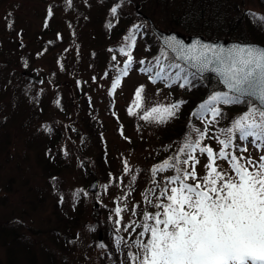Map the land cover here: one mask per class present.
<instances>
[{
	"label": "rangeland",
	"instance_id": "374dc122",
	"mask_svg": "<svg viewBox=\"0 0 264 264\" xmlns=\"http://www.w3.org/2000/svg\"><path fill=\"white\" fill-rule=\"evenodd\" d=\"M141 1L150 13L138 10ZM244 1L264 18L256 0ZM145 16L162 30L188 34L157 0H0V264H132L135 241L150 235L140 236L143 225L154 223L144 214L162 211L154 205L166 203L160 194L176 175L168 169L153 176L154 166L175 156L187 136L197 139L193 129H207L202 146L219 151L216 138L226 139L233 121L249 111L247 101L216 103L215 119L199 110L225 91L211 78L183 83ZM133 35L134 44L126 39ZM126 53L133 59L122 75ZM161 66L170 76L154 82ZM175 78L179 83L169 86ZM178 102L165 123L141 118ZM225 151L253 160L264 155L238 131ZM195 155L203 177L207 157ZM217 163L231 171L229 161ZM94 178L98 190L89 193Z\"/></svg>",
	"mask_w": 264,
	"mask_h": 264
},
{
	"label": "snow or ice",
	"instance_id": "6c2138e0",
	"mask_svg": "<svg viewBox=\"0 0 264 264\" xmlns=\"http://www.w3.org/2000/svg\"><path fill=\"white\" fill-rule=\"evenodd\" d=\"M111 11L115 14L117 8ZM126 39L132 44L135 42L134 35ZM165 47L175 54L174 58L190 64L198 73L216 74L226 87L227 91L213 94L207 105H201L211 112L213 119L221 116L220 109L214 107L216 103L247 101L251 106L226 130V139L216 138L222 146L219 151L202 146L207 129H193L197 139L187 136L175 156L154 166L153 176L157 171L174 169L176 175L167 178V185L176 186L166 185L161 192L166 203L154 207L162 211L145 212V221L154 223L143 225L140 236L148 233L149 238L135 241L138 251L129 253V260L132 264H264V155L253 160L225 151L231 145L234 131L239 132L241 140L251 137L257 147H264V47L253 44L225 47L199 40L186 45L174 35L165 40ZM126 54L122 75L128 74L127 68L133 59L130 53ZM163 73L164 67H160L155 75L162 77ZM118 84L119 78L114 87ZM143 92L144 86L140 85L135 92L137 107ZM180 103L153 107L141 118L165 123L175 116ZM129 114H134L132 108ZM247 150L246 147L239 149L241 152ZM197 152L206 155L208 160L203 177L197 173L196 166L200 163L195 155ZM217 161H229L231 171L223 169ZM115 212L119 216L122 209L117 207Z\"/></svg>",
	"mask_w": 264,
	"mask_h": 264
},
{
	"label": "trees",
	"instance_id": "16d2710c",
	"mask_svg": "<svg viewBox=\"0 0 264 264\" xmlns=\"http://www.w3.org/2000/svg\"><path fill=\"white\" fill-rule=\"evenodd\" d=\"M157 1L158 5L167 12L169 11L172 16L183 20V24L180 25L185 33L203 34L208 38L224 36L228 39L264 43V18L254 11L246 9L244 0ZM256 3L264 9V0H256ZM138 10L145 14L150 13V8L146 7L142 1L138 5ZM190 78L201 80L192 73H187L185 84ZM207 78L213 80L209 76L202 78V80ZM70 221L73 222V220Z\"/></svg>",
	"mask_w": 264,
	"mask_h": 264
},
{
	"label": "water",
	"instance_id": "95a60500",
	"mask_svg": "<svg viewBox=\"0 0 264 264\" xmlns=\"http://www.w3.org/2000/svg\"><path fill=\"white\" fill-rule=\"evenodd\" d=\"M146 20L148 21V24H149V27H150L151 31L153 32L155 37L159 40V42L163 45V47H165V40L168 37L173 36V35L175 37H177L178 39L182 40L186 45L191 44V43H193L196 40H199V41H201L203 43L212 44V45H222V46H225V47H230L233 44H241V45L253 44V45H256V46H259V47H264V46H261V45H259L257 43H241V42H238V41H229V40H225V39L210 40V39H205V38H203L200 35L184 37L183 35L178 34L177 32H174V31L166 32V31H163V30L157 28L150 17H146ZM168 51L173 55V57H175L174 53H172L170 50H168ZM176 60L178 62L182 63L187 68L191 69L198 76L202 77V76H205V75H212V76L216 77L218 79L219 83L222 85V87L227 91L226 87L220 82V79L217 77L216 74H214V73H212L210 71L209 72H204V73H198L196 69L192 68L190 64H186L185 61L179 60V59H176ZM97 187H98V180L95 178L88 185V191L89 192H96L97 191Z\"/></svg>",
	"mask_w": 264,
	"mask_h": 264
}]
</instances>
